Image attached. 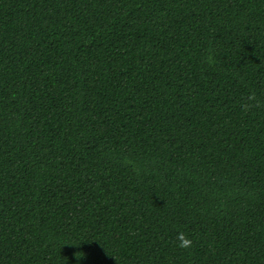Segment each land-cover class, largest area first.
I'll return each mask as SVG.
<instances>
[{"label": "trees", "instance_id": "trees-1", "mask_svg": "<svg viewBox=\"0 0 264 264\" xmlns=\"http://www.w3.org/2000/svg\"><path fill=\"white\" fill-rule=\"evenodd\" d=\"M0 264H264V0H0Z\"/></svg>", "mask_w": 264, "mask_h": 264}, {"label": "clouds", "instance_id": "clouds-1", "mask_svg": "<svg viewBox=\"0 0 264 264\" xmlns=\"http://www.w3.org/2000/svg\"><path fill=\"white\" fill-rule=\"evenodd\" d=\"M248 101H250V102L256 101L255 93L249 94ZM251 106H252L251 104H245L244 108H245V110H247ZM177 241H178V247H180L182 249L191 248L192 243H193L191 238L188 237L184 232H178Z\"/></svg>", "mask_w": 264, "mask_h": 264}]
</instances>
